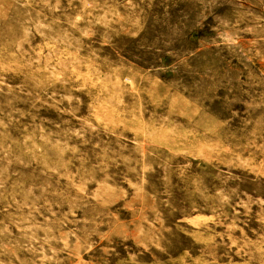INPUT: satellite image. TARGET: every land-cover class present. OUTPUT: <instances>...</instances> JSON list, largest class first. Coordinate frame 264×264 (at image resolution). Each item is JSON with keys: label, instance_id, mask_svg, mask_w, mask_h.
Listing matches in <instances>:
<instances>
[{"label": "rangeland", "instance_id": "374dc122", "mask_svg": "<svg viewBox=\"0 0 264 264\" xmlns=\"http://www.w3.org/2000/svg\"><path fill=\"white\" fill-rule=\"evenodd\" d=\"M0 264H264V0H0Z\"/></svg>", "mask_w": 264, "mask_h": 264}]
</instances>
